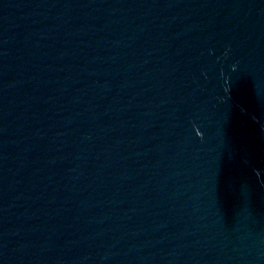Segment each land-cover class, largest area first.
<instances>
[{
	"label": "water",
	"instance_id": "1",
	"mask_svg": "<svg viewBox=\"0 0 264 264\" xmlns=\"http://www.w3.org/2000/svg\"><path fill=\"white\" fill-rule=\"evenodd\" d=\"M0 264H264V0H0Z\"/></svg>",
	"mask_w": 264,
	"mask_h": 264
}]
</instances>
